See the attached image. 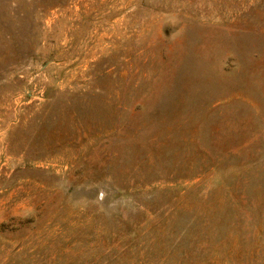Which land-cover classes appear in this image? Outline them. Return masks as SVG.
<instances>
[{
	"label": "rangeland",
	"instance_id": "obj_1",
	"mask_svg": "<svg viewBox=\"0 0 264 264\" xmlns=\"http://www.w3.org/2000/svg\"><path fill=\"white\" fill-rule=\"evenodd\" d=\"M0 264H264V0H0Z\"/></svg>",
	"mask_w": 264,
	"mask_h": 264
}]
</instances>
